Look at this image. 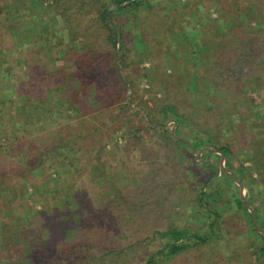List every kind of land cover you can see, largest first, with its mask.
<instances>
[{"label":"trees","instance_id":"trees-1","mask_svg":"<svg viewBox=\"0 0 264 264\" xmlns=\"http://www.w3.org/2000/svg\"><path fill=\"white\" fill-rule=\"evenodd\" d=\"M2 1L4 0H0V3ZM30 1L12 0V3L7 4L8 0L0 7V15L3 18L2 21L0 20V58L7 60V63L4 60L3 65L17 61L20 65H25L27 69L30 66L29 60L17 57L15 52L29 51L43 63L45 74L60 79L53 83L51 89L45 86L26 88L25 85H19L18 81V91L8 85L0 92V160H3L0 161V264H43L45 254H49L50 259L59 260L62 251L67 247V235L48 236L49 226L45 222V218H50V213L57 209L54 203L59 191L54 190L46 196L43 192L36 190L28 192L25 178H28L31 172L14 171L10 168V159L18 157L16 163L32 159V170H45L44 163L38 155L46 147L43 144L40 145L37 139L47 135L44 131H47L48 127H54L55 138L60 140L59 144L57 141L51 146V150L55 152L53 157L56 163L47 166L46 175L41 176V179L46 183L51 176V171L53 172L58 166H65V170L57 174L55 181L59 185L60 182L66 183L68 174L80 172L81 167L76 168L80 163L88 166L89 172L92 171L94 175L96 173L101 178L103 173L92 167L98 163L94 157L95 153L92 155V152L96 150L100 142L95 140L91 144L90 150H87L91 155L85 163L81 162L83 156H77L81 151L79 144L82 145L110 123L119 120L114 105H119L126 100L119 92L111 88L132 85L129 75L135 63L133 54L130 60L127 56L130 52L127 49L126 39L128 37L137 39L141 45L140 49L143 50L137 54V57L138 55L141 57L139 62L150 61L149 56L153 57L152 45L144 31L147 27V18L151 14L149 11L153 9L150 0H40L38 3L40 13L51 10L61 21L59 29L51 28L48 23H45L43 28L42 20L34 19L37 15L30 18L26 11ZM17 4H20V8L23 7L20 16L27 19L29 17L31 24H34L32 31L26 30L30 37L27 42L16 40L11 31L10 20L17 10L15 9ZM247 15L250 16L251 13ZM202 19V16H198V23L201 24ZM172 20L173 22L170 21L165 29V37L172 39L173 34L179 33L188 38L186 28L183 30L181 23L174 24L179 22L178 20ZM240 21L244 22V19ZM155 23L160 25L155 29L163 28L159 20ZM234 24L239 27L238 17L234 16L222 22L221 34L222 39L225 36V44L226 41L229 44L232 39L237 38L235 34L225 29ZM153 33L156 35L155 32ZM221 34H217L212 42L207 40L197 42L195 56L198 60L194 62L193 71L187 78L175 75V70L178 68L176 64L171 67V74L165 78L166 91L161 100L162 106L159 107L163 122H154L146 110L147 118L150 119L145 123L147 131L152 134L158 132L167 134L170 131L169 139L172 145L176 149H187L191 164L196 169H204L207 172V178L195 183L199 188L192 199L195 214L204 217L201 226L194 231H190L187 226H173L164 231H154L147 239L152 243L159 244L160 240L163 243H160V246L149 256H145L142 264H162L181 253L202 248L214 241H222L225 248H231L230 245L234 244L239 237L238 232L232 231L228 221L223 218L227 215V211L231 210V204H235L237 210L247 219L249 229L254 234L252 247L255 249L258 264H261L264 258V233L260 234L256 230L253 216L240 198V188L234 183L233 176L227 172L232 168L230 158L238 157L241 153L220 141L224 131L227 134L231 133L227 131V123L233 122L232 112L235 109L233 101H236L233 96L238 92L241 93L240 89L251 77L246 75L244 79L241 76L242 70L236 81L232 77L236 74L235 72L231 74L232 70H229L227 66L224 65L222 68V64L220 62L221 66L218 64L220 46L224 43V41H218ZM248 34L246 32L241 36ZM259 45L261 46L258 49L254 48L253 56L258 57L257 66H264V44L260 42ZM174 46L177 45L174 44ZM167 55L168 53L164 57ZM173 61L176 60L173 59ZM254 61L251 57L245 64L247 68L252 69ZM179 62H184V58ZM147 70L142 69L141 78L146 77L144 72ZM227 70L229 75L225 80L223 78ZM0 72L3 71L0 70ZM7 73L9 81L15 77L16 82L15 74L12 75L10 71ZM262 77L264 76L257 78L264 80ZM96 80H99L101 84L96 85ZM238 81H241L240 85L236 83ZM84 82L89 83L87 87ZM234 84L238 86L235 89H233ZM188 86L193 88V92L186 90ZM183 88L185 91H182ZM61 90V93H57ZM131 102L130 100L123 103L122 112L129 111L132 115L142 114L131 108ZM8 103L10 106H6ZM70 115H75L79 120L66 126L59 125L62 120L69 119ZM147 118L141 115L143 121ZM173 128H175L174 136ZM32 134L36 136L33 137ZM15 147L19 149L18 153L12 155ZM199 150H203L200 158L197 157ZM261 152L262 155L259 158L250 159L260 166L258 170L256 169V177L251 168L244 166V159L240 160V167L235 174L246 192V201L256 217L259 228L264 229V151ZM220 154L224 156V168L215 165L216 160L218 162L221 160ZM209 159L213 161L209 162ZM120 171L112 172L114 181L121 180ZM191 172L192 177L197 179L198 174ZM125 174L127 177L122 174L123 177L131 181L136 179L133 174L126 172ZM13 175L20 181L12 184ZM98 181L91 178L86 185L73 181L71 185L65 186L64 195L66 196L63 199L58 197L59 201L68 198L75 204V210L69 211L68 214L74 215L76 220L89 213L91 215L89 219L94 220V208L89 203L83 204L88 208L82 207L81 199L84 198L83 194L87 186ZM229 186L232 187L229 188ZM32 201L42 203V208L35 210ZM219 206L222 207L221 212ZM81 208L83 212H80ZM96 217H99L98 220L92 223L99 232L89 227L81 228L80 238L88 235L95 238L96 235L106 231V224L101 220V216ZM9 233H13V236L7 237ZM94 233L96 235H93ZM234 233L237 234L234 235ZM13 239L16 241L13 242ZM144 241L143 239L133 241L124 249L139 248ZM122 252L123 250H113L105 255Z\"/></svg>","mask_w":264,"mask_h":264},{"label":"rangeland","instance_id":"rangeland-1","mask_svg":"<svg viewBox=\"0 0 264 264\" xmlns=\"http://www.w3.org/2000/svg\"><path fill=\"white\" fill-rule=\"evenodd\" d=\"M6 1L8 0L2 1L0 7ZM30 2L26 10L30 18L37 15L34 19L42 20L43 28L44 24L48 23L51 28L59 29L61 21L51 10H44L40 13L38 4L40 0H31ZM150 2L153 4V9L149 11L151 14L147 18V27L144 31L152 45L153 57L149 56L150 61L139 62L141 57L139 55L137 57V54L143 50L140 49L141 45L137 39L131 37L126 39L127 49L130 52V54L127 53V56L130 60L133 54L135 63L129 75L132 85L111 88V90L119 92L121 97L126 100L120 102L119 105H114L119 120L110 123L99 134H94L93 138L87 139L82 145L79 144L81 151L77 156H83L81 162L85 163V160L91 155L90 152H87L90 150L91 144L95 140L100 142L96 150L91 151L92 155L95 153L94 157L98 162L92 167L102 172L103 176L100 178V175L96 173L94 175L91 170L89 172L88 166L80 163L81 165L78 164L76 167L77 169L81 167L80 172L68 174L66 183L60 182L59 185L55 181L57 174L62 173L65 166H58L53 172L51 171V176L45 183L41 178L46 175L47 166L56 163L55 157H53L55 152L51 150V146L57 141L59 144L60 141L55 138L54 127H48L47 131H44L47 135L37 139L40 145L43 144L46 147L38 155V158L44 163L45 170H32V159L24 160L22 163H16L18 157L10 159L9 165L14 171L31 172V175L25 178L28 192L36 190L43 192L46 196L54 190L59 191L54 203L57 209L50 213V218H45V222L49 226L48 236L67 235V247L62 251L59 260L50 259L49 254H45L43 264H142L145 256H149L153 250L160 246V243H163L162 240L158 244L147 239L154 231H164L173 226H187L190 231H194L201 226L204 217L195 214L192 199L199 188L195 183L207 178V172L201 168L196 169L191 164L187 149H176L172 145L169 139L170 131L167 134L161 132L152 134L147 131L145 123L150 120L147 118V112H149V116H152L154 122H163L159 107L162 106L161 100L166 91L165 78L171 74V67L176 64L178 68L175 70V75L187 78L188 74L193 71L194 62L198 60V57L195 56L197 42L199 40L212 42L217 34L222 33V22L226 19L230 20L234 16L238 17L239 27L234 24L225 29L231 34H235L237 38L236 40L232 39L229 44L226 41L225 44V36L223 39L222 34L218 37L219 42L224 41L220 46L218 64L220 62L222 66L219 65L222 68L224 65L227 66L229 70H232L231 74L235 72L236 74L232 77L236 81L242 70L241 76L245 79L248 75L251 79L245 82L243 88L240 89L241 93L238 92L233 96V99H236L233 101L235 109L232 112L233 117L231 116L233 122L227 123V131L231 133L227 134L224 131L220 141L241 153L238 157L230 158L232 168L229 171L235 174L242 159L245 160L244 166L251 168L254 175L256 169L258 170L260 167L250 159L259 158L262 155L261 151H264L262 148L264 146V80L257 78L264 76V68H262L264 66H257L258 57L253 56L255 55L254 48L258 49L261 46L260 42L264 44V0H150ZM9 3H12V0H9L7 4ZM22 8H20V4L16 5L15 9L17 10L10 20V26L16 40L27 42L30 37L26 30L32 31L34 24H31L29 17L27 19L20 16ZM249 13H251L250 16L247 15ZM141 16L143 17L144 14L142 13ZM198 16L203 18L201 24L198 23ZM172 19L178 20L179 22L174 24L181 23L183 30L186 28L188 38L179 33L173 34L172 39L165 37V29L169 26L170 21L173 22ZM242 19L244 22L240 21ZM0 20H3L1 15ZM156 20L162 23L161 30L155 29L160 27L155 23ZM246 32L249 34L242 37L241 35ZM63 34L65 37L64 32ZM166 53L168 55L164 57ZM15 55L29 60L30 66L25 69L26 66L20 65L17 61L3 65V62L7 63V60L0 58V70L3 71L0 72V92L8 85L18 91V81L19 85H25L26 88L45 86L47 89H51L53 83L60 79L45 74L43 63L29 51L21 50V52H15ZM250 56L255 60L252 69L245 65L251 59ZM181 57L184 58V62H179L182 60ZM143 68L148 70L144 72L146 77L141 78L140 74H142ZM229 70L224 74L223 79L228 78ZM7 71H10L12 75L15 74L16 82L15 77L9 81ZM92 78L95 80L94 77ZM96 82V85L101 84L99 80ZM236 83L240 85L241 81ZM84 84L87 87L89 83L84 82ZM237 87L236 84L233 85V89ZM187 89L189 92H193L191 86H188ZM178 91L181 92V90ZM182 91H185L184 88ZM61 92L62 90L57 93ZM130 100L132 101L131 108L142 114L132 115L129 111L122 112L123 103ZM6 106H10L9 103ZM13 112L15 111L13 110ZM141 115H144L147 120L143 121ZM194 116L196 115L194 114ZM78 120L79 118H76L75 115H70L69 119L62 120L59 125L66 126ZM32 136L35 137L36 134H32ZM24 143L23 140V145ZM13 149L12 155H16L19 149L17 147ZM208 161L212 162L213 160L209 159ZM220 161L216 160L215 165L221 167ZM116 171L121 172V180L114 181L112 179V172ZM191 171L198 174L197 179L192 177ZM125 172L133 174L136 179L131 181L129 178L123 177L122 174L127 177ZM91 178L99 181L87 186L86 192L83 194L84 198L81 199L82 207L88 208L83 204L89 203L95 210L94 220H98L99 217L96 216H101L107 229L103 233L101 232L102 234L94 233L95 238H91L89 235L80 238L81 228L89 227L98 231V228L92 223L94 220L89 219L90 213L87 216H80L76 220L74 215L68 214L69 211L75 210V204L68 198L59 201L58 197L63 199L66 196L64 193L67 184L71 185L73 181H79L86 185ZM11 181L12 184H15L20 180L13 175ZM231 187L229 186V188ZM244 195L246 199V192ZM45 200L47 201V199ZM33 204L37 211L42 208V203ZM231 207V210L227 211V215L223 216L228 221L231 230L238 232V234L234 233L239 237L234 244L230 245L231 248H225L222 241H214L202 248L181 253L162 264H258L255 249L252 247L254 234L249 229V223L237 210L235 204H231ZM219 210L221 212L222 207ZM80 212H83V209ZM12 234L9 233L6 236L12 237ZM139 239L145 240L139 248L124 249L128 244ZM15 241L13 239V242ZM113 250H123V252L105 255Z\"/></svg>","mask_w":264,"mask_h":264},{"label":"water","instance_id":"water-1","mask_svg":"<svg viewBox=\"0 0 264 264\" xmlns=\"http://www.w3.org/2000/svg\"><path fill=\"white\" fill-rule=\"evenodd\" d=\"M118 43H119V40H118ZM174 132H175V128L172 129V135H173V136H174ZM175 139H180V138L175 137ZM202 151H203V150H201V151L199 152V154L197 155V157H199V158L201 157V153H202ZM193 154H194V152H193ZM220 156H221L220 165H221V168H224V156H223L222 154H220ZM227 172L233 176V181H234V183L236 184V186H238V187L240 188V198H241L242 202L246 204L247 209H248L249 212L252 214V216H253V224H254L256 230H257L260 234L264 233V229L259 228V225H258V222H257V220H256V217H255L253 211H252V210L250 209V207L248 206V203H247V201H246V199H245V195H244V192H245V191H244L243 186L238 182V180H237V178H236V176H235V174H234L233 172H231V171H227ZM261 264H264V258H262Z\"/></svg>","mask_w":264,"mask_h":264}]
</instances>
